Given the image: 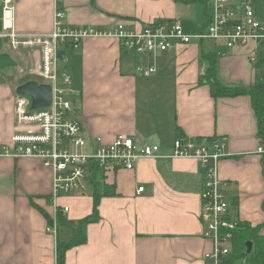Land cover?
<instances>
[{"label":"crops","instance_id":"obj_1","mask_svg":"<svg viewBox=\"0 0 264 264\" xmlns=\"http://www.w3.org/2000/svg\"><path fill=\"white\" fill-rule=\"evenodd\" d=\"M254 1L263 5L261 11L253 9L264 23V0ZM12 4L17 34L51 32L54 0ZM59 6L70 25L113 29L122 22L141 29L153 20L177 19L187 33L203 26L208 13V0H60ZM0 52L19 58L23 69L30 65L28 52L10 49L2 37ZM64 52L59 71L70 75L76 91L67 95L72 118L92 146L121 133L157 144L168 155L176 137L225 138L228 155L219 160L218 175L230 215L237 222L261 225L264 236V140L251 96L212 97L204 78L208 62L202 56L215 57L216 78L222 84L253 86L264 80L263 65L255 66L264 43L228 48L222 41L193 40L137 55L126 52L115 37H88ZM138 64H152L155 71L143 76L136 71ZM15 68L0 69V264H56L57 237L46 232L44 215L52 213V172L37 158L2 153L12 147L15 88L32 79L11 78ZM97 175L113 193L100 198L98 221L86 226L84 244L66 251L64 264H206L203 255L211 241L203 237L200 219L203 175L198 160L141 158L131 170ZM89 192L58 200L69 207L59 224L60 237L66 222H74L68 238L78 220L92 212Z\"/></svg>","mask_w":264,"mask_h":264},{"label":"built area","instance_id":"obj_2","mask_svg":"<svg viewBox=\"0 0 264 264\" xmlns=\"http://www.w3.org/2000/svg\"><path fill=\"white\" fill-rule=\"evenodd\" d=\"M55 1L53 28L40 35H19L13 26L12 0L2 3V33L14 51L26 50L30 65L20 68L18 74L32 77L51 88V103L47 107L31 109L29 96L15 95V123L11 136L12 147L3 148V154L41 160L52 172L50 205L51 221L46 232L54 238L59 232L58 213L68 212L60 205L62 195L85 194L92 190L96 172L106 175L119 169L131 170L141 158H192L200 162L203 188L200 193V219L203 237L211 241V249L204 253L206 264H248L246 259L231 260L232 230L237 221L232 219L228 202L221 190L218 162L228 155L225 138H181L172 142L171 154L161 153L160 146L141 142L126 134H117L112 141L98 140L92 146L83 135L80 123L72 118L73 108L67 95L76 91L71 77L59 71L64 51L76 49L88 37H115L122 48L137 55L155 54L175 44H190L193 40L222 41L228 48L248 42L264 43V23L261 22L247 0H208L207 21L195 32L184 31L177 19L153 20L141 29L129 28L120 22L113 29L95 26L70 25L64 22L66 11ZM232 3L233 5H231ZM252 62L257 55L253 54ZM136 71L149 76L154 65L136 66ZM263 149L260 146L258 151ZM99 180V179H98ZM143 186L138 187V192Z\"/></svg>","mask_w":264,"mask_h":264},{"label":"trees","instance_id":"obj_3","mask_svg":"<svg viewBox=\"0 0 264 264\" xmlns=\"http://www.w3.org/2000/svg\"><path fill=\"white\" fill-rule=\"evenodd\" d=\"M184 3H189L194 0H174ZM208 62V67L204 74V78L207 81L210 94L212 97H225L236 96L242 94H249L251 96L252 105L255 114L258 119L259 135L264 140V83H256L253 86H243L239 84H222L216 78V63L215 57L211 54L202 55ZM264 66V52L261 53V57L256 62V68ZM264 169V160H263ZM96 172L92 185V198L93 208L92 212L83 218H80L70 234L66 239H63L57 235L56 240V264L65 263V253L68 249L84 244L86 242V226L89 223L98 221L99 212L98 204L102 196L112 194L113 190L111 186L102 184L99 180ZM44 215L48 219V223L51 221L50 216L44 212ZM57 219L59 224L63 223V214L58 213ZM261 225L250 226L244 222H238L234 230H232V253L231 260L238 258H244L248 264H264V236L260 234ZM252 243L251 250L248 254H245L247 250L246 242Z\"/></svg>","mask_w":264,"mask_h":264},{"label":"water","instance_id":"obj_4","mask_svg":"<svg viewBox=\"0 0 264 264\" xmlns=\"http://www.w3.org/2000/svg\"><path fill=\"white\" fill-rule=\"evenodd\" d=\"M16 61L7 52H0V69L8 67H15ZM15 92L18 95H25L30 97L31 109H38L41 107H47L51 103V88L48 84L38 83L35 80H27L15 88ZM247 250L245 254H248L251 250L252 243L246 242Z\"/></svg>","mask_w":264,"mask_h":264},{"label":"rangeland","instance_id":"obj_5","mask_svg":"<svg viewBox=\"0 0 264 264\" xmlns=\"http://www.w3.org/2000/svg\"><path fill=\"white\" fill-rule=\"evenodd\" d=\"M251 7L252 8H254V9H258V11H261V10H263V5L262 4H260V2L258 1L257 2V5L255 4V1L253 0V2L251 3ZM16 61H17V68H15V70L14 69H11V70H14L13 71V73H14V75L11 77V78H14V79H20V80H23V79H25V76L24 75H19L18 74V69H20V68H22V62H21V60L18 58V60H17V58H16ZM60 61H59V63H58V65L60 66ZM263 73V75H264V66H263V70H262V72H261V74ZM259 83H264V80H262V81H259ZM88 193H90V192H88ZM62 199H65V201L67 200V201H69V195H62V197H61ZM60 198V199H61ZM73 223L74 222H71V221H69V222H66V225L62 228V233H61V237H63V238H67V236L69 235V233H70V231L72 230V227H73Z\"/></svg>","mask_w":264,"mask_h":264}]
</instances>
